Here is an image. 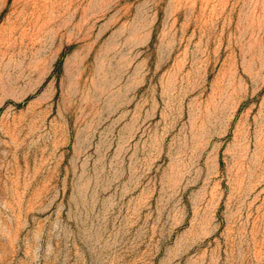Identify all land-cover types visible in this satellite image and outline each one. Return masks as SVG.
Segmentation results:
<instances>
[{
	"label": "rangeland",
	"instance_id": "obj_1",
	"mask_svg": "<svg viewBox=\"0 0 264 264\" xmlns=\"http://www.w3.org/2000/svg\"><path fill=\"white\" fill-rule=\"evenodd\" d=\"M0 264H264V0H0Z\"/></svg>",
	"mask_w": 264,
	"mask_h": 264
}]
</instances>
